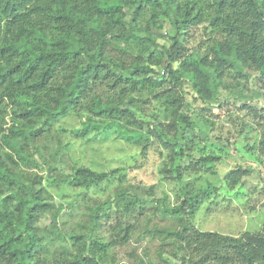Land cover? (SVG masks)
Segmentation results:
<instances>
[{
  "label": "trees",
  "instance_id": "16d2710c",
  "mask_svg": "<svg viewBox=\"0 0 264 264\" xmlns=\"http://www.w3.org/2000/svg\"><path fill=\"white\" fill-rule=\"evenodd\" d=\"M195 32L200 45L191 49ZM249 71L264 84V0H0V264H264V235L194 226L207 191L183 193L179 205L125 191L86 196L125 169L66 170L53 128L73 115L83 130H135L146 134L144 159L155 132L174 148L185 140L173 157L192 161L186 140L196 131L209 140L211 123L194 121L181 87L208 108L222 95L241 101L262 120L249 105ZM257 151L264 157V130ZM183 170L174 167L178 180ZM52 184L84 194L57 205ZM133 237L157 243L155 254L131 249L121 259Z\"/></svg>",
  "mask_w": 264,
  "mask_h": 264
},
{
  "label": "rangeland",
  "instance_id": "374dc122",
  "mask_svg": "<svg viewBox=\"0 0 264 264\" xmlns=\"http://www.w3.org/2000/svg\"><path fill=\"white\" fill-rule=\"evenodd\" d=\"M160 42L169 43V40L160 39ZM187 44L191 49H198L199 34L193 33ZM249 74L250 78L244 81L247 94L253 97L249 105L264 115V84L259 80L258 73L249 71ZM228 83L233 84L230 80ZM181 91L189 103L194 121L195 114H199L211 123L205 128L211 131L209 140L200 131L186 140L191 147L192 161L187 157H173L185 140H180V145L174 148L172 140L160 138L154 132L144 159L141 151L148 143L146 134L137 138L135 130L132 137L113 129L83 130L81 120L67 115L59 118L53 127L66 145V170L86 167L96 172H107L124 168L125 171L91 189L86 195L100 200L125 191L140 198L166 196L169 205H179L184 199L183 193L207 191L208 195L193 214V224L197 229L230 236L244 232L264 235V157H260L257 151L264 119L241 109V101L225 100L222 95L220 107L208 108L196 99L189 86H182ZM172 135L173 131L169 130L168 138ZM198 155L221 158L212 164L199 165L196 160ZM178 165L185 167L180 180L174 172V167ZM41 174L45 175V172L41 171ZM47 188L57 205H68L84 194L80 187L70 184H52ZM66 212L69 213V210ZM40 225L48 226L49 220L44 218ZM135 239L133 237L123 250L118 251L121 259L125 251L131 249L142 253L146 247L151 255L155 254L157 243H137Z\"/></svg>",
  "mask_w": 264,
  "mask_h": 264
}]
</instances>
